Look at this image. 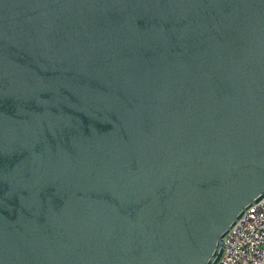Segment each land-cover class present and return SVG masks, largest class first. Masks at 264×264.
<instances>
[{"label": "water", "instance_id": "water-1", "mask_svg": "<svg viewBox=\"0 0 264 264\" xmlns=\"http://www.w3.org/2000/svg\"><path fill=\"white\" fill-rule=\"evenodd\" d=\"M264 198V0H0V264H218Z\"/></svg>", "mask_w": 264, "mask_h": 264}, {"label": "built area", "instance_id": "built-area-1", "mask_svg": "<svg viewBox=\"0 0 264 264\" xmlns=\"http://www.w3.org/2000/svg\"><path fill=\"white\" fill-rule=\"evenodd\" d=\"M224 245L218 264H264V198L244 213Z\"/></svg>", "mask_w": 264, "mask_h": 264}]
</instances>
